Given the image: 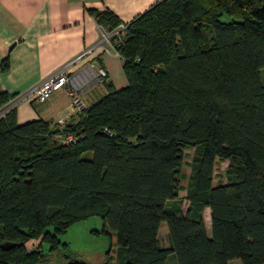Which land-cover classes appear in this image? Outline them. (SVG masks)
Masks as SVG:
<instances>
[{
	"label": "trees",
	"instance_id": "trees-1",
	"mask_svg": "<svg viewBox=\"0 0 264 264\" xmlns=\"http://www.w3.org/2000/svg\"><path fill=\"white\" fill-rule=\"evenodd\" d=\"M97 17L109 32L123 24ZM124 24L126 87L108 83L71 123L0 119V264H45L28 242L52 255L58 234L94 216L112 242L104 264H264V0H161ZM8 101L0 89V109ZM218 160L230 166L215 185Z\"/></svg>",
	"mask_w": 264,
	"mask_h": 264
},
{
	"label": "crops",
	"instance_id": "crops-1",
	"mask_svg": "<svg viewBox=\"0 0 264 264\" xmlns=\"http://www.w3.org/2000/svg\"><path fill=\"white\" fill-rule=\"evenodd\" d=\"M159 1L0 0V89L8 95V102L41 85L82 56L70 75L78 86L83 106L74 107L73 93L67 87L44 102L20 103L15 109L16 122L21 125L42 119L60 125L71 123L78 120L82 109L108 93V83L117 90L126 87L123 59L111 48L109 52L97 49L104 33L109 32L98 22L97 14L109 11L121 23H128ZM5 58L9 59V67L3 70ZM101 68L108 73L103 81L98 77ZM206 211L210 223L211 212L205 209L204 215ZM162 231L167 244L161 246L168 248L169 231L163 223L159 240ZM232 263L239 264L237 261L229 264Z\"/></svg>",
	"mask_w": 264,
	"mask_h": 264
},
{
	"label": "rangeland",
	"instance_id": "rangeland-1",
	"mask_svg": "<svg viewBox=\"0 0 264 264\" xmlns=\"http://www.w3.org/2000/svg\"><path fill=\"white\" fill-rule=\"evenodd\" d=\"M222 19L229 20L227 16H224ZM194 154V149L186 151V157L184 159L182 169L183 176L179 185V196L182 199V206L184 210L188 206V202L186 201V192L189 186L191 164ZM229 166V160L217 161L214 178L215 185L219 183H226ZM207 214L208 213L206 211L204 215L205 222H207L208 219ZM163 224L167 227L166 223ZM206 228L208 234L211 236V222L206 223ZM102 229V219L98 216L90 217L74 223L64 233L58 234V239L61 242V245L59 246V250L55 251L52 255H47L49 249L48 244L45 243L43 247H40V240H31L28 242L27 248L31 250L40 249L42 253L46 255L45 264H61L69 258L76 259L77 261H83L88 264H104L107 263V254L112 248V242L111 238L107 234L102 233ZM160 242L162 246L167 244V238L163 231L160 235ZM172 260L174 261L173 263ZM235 261L242 264L240 260ZM167 264H178L176 256L170 255L167 260Z\"/></svg>",
	"mask_w": 264,
	"mask_h": 264
},
{
	"label": "built area",
	"instance_id": "built-area-1",
	"mask_svg": "<svg viewBox=\"0 0 264 264\" xmlns=\"http://www.w3.org/2000/svg\"><path fill=\"white\" fill-rule=\"evenodd\" d=\"M126 25L123 23L119 26L118 30L114 32H105L103 36V41L101 45L98 46V50H102L105 52H109L110 48L114 51V53L120 57V53L118 48L121 47L123 43V36L125 35ZM113 37L116 38V42H113ZM105 44H108L109 47H105ZM88 52L86 54H89ZM85 54V55H86ZM82 56L78 57L77 59L73 60L70 64L66 67L61 69L57 74L51 76L45 82H43L39 86H35L25 94H20L16 96L12 101L8 102L5 106L0 109V119L5 117L9 112L15 110L18 105L25 101H40L44 102L48 100L55 92L70 87L71 92L73 93V105L75 107H82L83 104L80 100L78 95V86L74 84L72 77L70 75V70L74 66L76 62H78ZM108 73L105 69L101 68L98 73V77L100 80H103L107 77ZM67 140L64 141L65 143L73 141L74 138L72 136L66 137Z\"/></svg>",
	"mask_w": 264,
	"mask_h": 264
},
{
	"label": "water",
	"instance_id": "water-1",
	"mask_svg": "<svg viewBox=\"0 0 264 264\" xmlns=\"http://www.w3.org/2000/svg\"><path fill=\"white\" fill-rule=\"evenodd\" d=\"M2 247L4 250H9L13 247H15V244L14 243H9V242H5L2 244Z\"/></svg>",
	"mask_w": 264,
	"mask_h": 264
}]
</instances>
